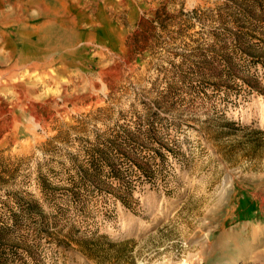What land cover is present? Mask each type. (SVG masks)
Masks as SVG:
<instances>
[{
    "label": "rangeland",
    "instance_id": "374dc122",
    "mask_svg": "<svg viewBox=\"0 0 264 264\" xmlns=\"http://www.w3.org/2000/svg\"><path fill=\"white\" fill-rule=\"evenodd\" d=\"M241 1L0 0V53L11 55L0 64V226L20 216L12 264H264V68L244 96L185 85H227L210 75L235 63L225 50L245 27L239 9L264 44V10ZM205 62L211 74L193 78ZM152 125L185 155L138 186L131 208L90 190L73 205L85 150Z\"/></svg>",
    "mask_w": 264,
    "mask_h": 264
},
{
    "label": "trees",
    "instance_id": "16d2710c",
    "mask_svg": "<svg viewBox=\"0 0 264 264\" xmlns=\"http://www.w3.org/2000/svg\"><path fill=\"white\" fill-rule=\"evenodd\" d=\"M241 4L243 7H255L264 10V4L259 3L258 0H242ZM239 11L241 20L237 19V21L241 26L245 27L236 29L237 35L233 38L234 50H225L227 52V60L230 58L231 61L229 62H235L234 65L228 64L224 60L216 62L218 73L215 75H210L211 73L205 70L206 67L211 66V63L205 62V66L202 65L197 68L192 66L193 74H195L192 76L193 78L204 79L210 75L224 80L227 85L219 87L218 85L199 81L198 88L192 87L195 84L185 80V85L193 93L199 95L198 89L202 88L205 90L208 87L212 91L224 94L227 98H230L232 95L236 97L244 96L247 91L252 92L259 89V78L251 73V69L259 65L264 68V58L255 54L256 51H264V44L257 45L253 43V39L256 36L253 30H257L254 24L258 23V21L245 10L239 9ZM239 54L243 61L236 62L235 60H238ZM221 120L224 122L223 128L226 130H238L234 129L237 125L226 119V117H222ZM135 135L136 137L125 132H114L109 134L107 139H101L99 143L85 150L86 163L80 167L74 163L73 169L76 173L72 182L71 192L69 193V198L73 205H81L84 193L90 190L108 195L127 208H131L135 201L134 194L138 186L147 183L155 184L164 174L165 166L170 158L179 160L185 155L177 141H174L173 145L165 143L159 130L153 125L143 134ZM46 180L41 179L40 184L44 193L50 195L53 191L47 186ZM20 204L21 217L33 218V213L38 207L24 204L23 202ZM19 217L16 214L13 215V225L9 228L0 226V264H12V260L15 259L11 256L15 248L7 245L10 242L9 231L18 227ZM41 230V227H37V235L42 233Z\"/></svg>",
    "mask_w": 264,
    "mask_h": 264
},
{
    "label": "bare ground",
    "instance_id": "6f19581e",
    "mask_svg": "<svg viewBox=\"0 0 264 264\" xmlns=\"http://www.w3.org/2000/svg\"><path fill=\"white\" fill-rule=\"evenodd\" d=\"M40 18V17H39ZM11 61V55L4 56L3 54L0 53V64L5 67L7 63ZM22 66V65H21ZM6 71V70H5ZM10 74V73H9ZM7 75V74H6ZM261 209V208H260ZM248 227V226H247ZM254 231V230H253ZM237 233V232H236ZM256 233V232H255ZM230 236V235H229ZM232 237V236H231ZM263 238V237H261ZM260 238V239H261ZM233 243V242H232ZM256 245V244H255ZM264 255V254H263ZM212 256V255H211ZM204 259V258H203ZM207 263V261H206ZM215 263V262H214Z\"/></svg>",
    "mask_w": 264,
    "mask_h": 264
}]
</instances>
